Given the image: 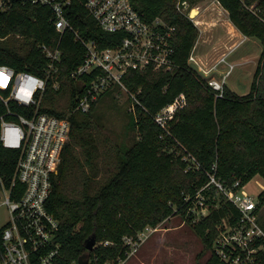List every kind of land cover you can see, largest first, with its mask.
Masks as SVG:
<instances>
[{
  "label": "trees",
  "instance_id": "16d2710c",
  "mask_svg": "<svg viewBox=\"0 0 264 264\" xmlns=\"http://www.w3.org/2000/svg\"><path fill=\"white\" fill-rule=\"evenodd\" d=\"M11 1L12 7L0 14V64L42 74L48 57L41 45L62 50L60 86L55 88L50 79L39 105H20L14 100L6 103L0 97V116L8 107L31 116L39 106L42 112L68 115L72 120L70 139L48 201L49 210L61 222V264L78 261L87 250L86 239L93 234L97 243L89 251L90 264H118L130 250L125 236L137 237L146 226H156L174 213L189 214L195 231L212 249L203 264H228L215 253L213 245L222 219L236 221L240 209L224 195L218 199L215 186L203 191L209 214L195 221L193 208L199 189L212 173L227 186L238 180L242 186L257 174L264 177V0H219L234 25L263 45L250 91L240 94L226 83L223 96H217L206 78L191 66L189 58L199 31L178 9V1L183 0H132L146 20L162 17L176 27L175 67L130 69L123 77L143 103H137V113L129 111L128 126L137 131L132 143H105L101 115L95 111L101 100L119 90V85L103 93L90 111L74 110L93 76L71 75L86 56V47L75 32L70 28L64 33L58 30L48 4ZM86 1L73 0L68 6L71 24L83 38L96 39L100 47L119 45L126 33L103 29ZM180 92L187 94L188 104L178 111L166 131L151 113ZM21 152V148L0 146V176L8 185ZM192 157L200 163L199 168L192 166ZM23 189L24 184L17 183L13 197L18 198ZM263 204L264 189L258 195L257 210ZM106 240L111 243L105 244ZM253 264H264V254Z\"/></svg>",
  "mask_w": 264,
  "mask_h": 264
},
{
  "label": "built area",
  "instance_id": "2783aa9c",
  "mask_svg": "<svg viewBox=\"0 0 264 264\" xmlns=\"http://www.w3.org/2000/svg\"><path fill=\"white\" fill-rule=\"evenodd\" d=\"M34 1L50 5L58 30L64 33L68 28L72 29L76 38L86 47L84 61L71 72V75L75 78L85 74L93 76L83 94L79 96L74 110L90 111L103 93L119 85V89H123L132 98L129 110L137 113V103L142 105L143 103L137 93L132 92L123 81L127 71L144 70L148 67L169 70L175 67L173 37L176 27L168 24L162 17H157L153 21L146 20L135 8L132 0L86 1V7L103 29L126 33L119 45L105 48L100 47L96 39L83 38L78 29L71 24L67 8L73 0ZM186 4L187 0L178 1L177 7L182 11V6ZM12 5L11 0H0V14L10 9ZM41 47L48 57V62L41 69L42 74L17 70L9 64H0V97L6 103L14 100L20 105H39L50 79L54 80L55 88L60 86L58 77L62 50L59 46L51 49L47 44H42ZM227 56L226 54L221 57L214 66V70L218 71L219 64L228 62L230 68L224 76L213 75L202 68L208 74L204 77L216 90L217 96L224 95L227 77L234 67ZM190 59H194L193 52ZM187 104V94L180 92L173 101L157 112L151 113L148 107L144 108L164 130L168 131L170 121ZM10 114L16 117H7ZM71 129L72 120L68 115L59 116L42 112L39 106L31 116L14 112L10 107L0 116V146L22 149L11 184H6L0 176V197H3L0 204L7 205L9 210L7 220L0 223V264H61L62 245L59 240L61 222L49 210L48 201L54 179L59 173L65 146L70 139ZM192 160L194 168L201 166L194 157ZM19 182L24 184V189L16 198L13 197V192ZM211 186H215L220 195L231 200L241 211L236 221L225 217L218 225V235L213 245L215 253L228 264L255 263L260 255L264 254V226L259 221L257 213L258 197L245 190V184L240 186L239 180L232 186H227L212 173L210 180L196 195L195 205L201 206L202 215L210 212L203 191ZM261 186L264 189V184L261 183ZM147 229L153 232L158 227L148 225ZM148 235L139 231L137 237L125 236V243L133 247L127 255L134 253ZM104 243L110 244L111 241L106 240ZM124 260L125 258H120L118 264H122ZM72 264H79V261L75 260ZM105 264L113 262L107 261Z\"/></svg>",
  "mask_w": 264,
  "mask_h": 264
},
{
  "label": "rangeland",
  "instance_id": "374dc122",
  "mask_svg": "<svg viewBox=\"0 0 264 264\" xmlns=\"http://www.w3.org/2000/svg\"><path fill=\"white\" fill-rule=\"evenodd\" d=\"M193 8L199 10L195 16L192 15ZM182 11L193 20L199 31L192 51L194 59L189 58L190 63L195 62L205 71L221 77L229 70L230 64H219L218 71L214 70V66L227 54L228 61L234 64L227 77V85L240 94L248 93L261 58V41L243 34L231 21L228 10L219 0H187ZM19 40L23 42L22 37ZM113 95L101 100L95 108L101 115V130L107 137L105 143H132L137 135V131L128 126L132 101L123 89L114 91ZM261 183L264 184V177L257 174L245 184L244 189L257 198L263 190ZM216 196L219 199L220 192L216 191ZM2 198L0 197V201ZM194 208L196 221L202 216L201 206L195 205ZM257 213L264 226V204L258 207ZM8 216L7 205L0 204V223L7 220ZM192 223L194 221L189 219V214L174 213L157 224L158 229L153 232L147 229L148 226L145 227L141 231L149 234L148 237L134 253L127 255L122 264H144L138 259L133 261L135 254H141L146 264H203L211 256L212 249L204 244ZM176 228L183 230L180 234L168 235L170 231H177L178 229L174 230ZM154 233L161 234L164 238L160 237L155 241ZM130 249L133 250L132 245Z\"/></svg>",
  "mask_w": 264,
  "mask_h": 264
},
{
  "label": "water",
  "instance_id": "95a60500",
  "mask_svg": "<svg viewBox=\"0 0 264 264\" xmlns=\"http://www.w3.org/2000/svg\"><path fill=\"white\" fill-rule=\"evenodd\" d=\"M194 10H195V8H193V10H192V15H193ZM191 66L196 71H198L201 75L208 76V74L197 63L192 62ZM96 243H97L96 234H93L92 236H90L86 239L87 250L80 255L79 260H78L79 264H90V252L89 251H91L95 247Z\"/></svg>",
  "mask_w": 264,
  "mask_h": 264
},
{
  "label": "crops",
  "instance_id": "0c3cea01",
  "mask_svg": "<svg viewBox=\"0 0 264 264\" xmlns=\"http://www.w3.org/2000/svg\"><path fill=\"white\" fill-rule=\"evenodd\" d=\"M248 37V36H247ZM249 38V37H248ZM178 229V230H177ZM174 230H177V231H170L169 233H168V235H175V234H180L181 233V231L183 230V228L182 229H179V228H176V229H174ZM155 234V233H154ZM167 235V236H168ZM160 237H162V238H164L163 237V235H161V234H155L154 235V240L156 241L158 238H160ZM131 259H132V257L130 258V260L129 261H131ZM141 260L144 264H146V262L144 261V259H143V256L141 255V254H135V257H134V260L133 261H136V260ZM131 264V263H130Z\"/></svg>",
  "mask_w": 264,
  "mask_h": 264
},
{
  "label": "bare ground",
  "instance_id": "6f19581e",
  "mask_svg": "<svg viewBox=\"0 0 264 264\" xmlns=\"http://www.w3.org/2000/svg\"><path fill=\"white\" fill-rule=\"evenodd\" d=\"M199 10L197 8H195V10L193 11V16L197 15L199 12Z\"/></svg>",
  "mask_w": 264,
  "mask_h": 264
}]
</instances>
